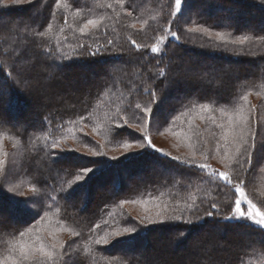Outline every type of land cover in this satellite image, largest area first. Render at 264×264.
Instances as JSON below:
<instances>
[{
  "label": "trees",
  "instance_id": "trees-1",
  "mask_svg": "<svg viewBox=\"0 0 264 264\" xmlns=\"http://www.w3.org/2000/svg\"><path fill=\"white\" fill-rule=\"evenodd\" d=\"M245 2H249L255 9L246 10L239 5ZM59 3L60 7L57 8L56 0H35L34 5L28 7L29 9L25 7L9 10L3 7L0 1V21L5 18V24L0 25V53L6 54V57H0V63L4 65L5 71H8L16 60L22 63L27 61L31 71L26 73V76L28 80L35 82L32 91L37 92L36 90L41 89L44 92V99L36 98L33 102L15 88L12 83L15 82V78L9 80L0 76L7 90V98L0 101V122L7 121L15 125V127L0 128V137L6 136L22 142L26 151V173L31 174L27 177L34 186L46 185L40 197L43 206L50 205V215L56 216L62 223L81 233L80 236L74 237L77 238L78 248H80L76 247L78 264H85V262L86 264H143L139 256L134 255L135 252L143 247L142 250L148 253L152 247L163 242H171V245H174L173 251L167 250L161 254L150 252L152 262L149 261L146 264H264V231L247 221L224 223L219 217L195 222V215H193L194 222L191 224L172 221L148 226L141 225L139 232L142 234L130 244L120 242L129 239L128 234L120 238L121 240L105 246L95 244L94 240L106 231L115 230L129 220L132 222L138 220L137 217L142 214L138 212L140 214L133 216L126 209L128 205H139L144 209L153 210L157 204H167L169 208L179 204L183 208L185 202L195 201L199 206L198 214L202 215L209 210V205L215 202L220 206V211L226 213L230 206H234L232 193L227 188L218 189L212 185H208L210 189H206L204 193L198 192L204 188L203 185H207L201 182L198 169L189 170L177 161L171 160L170 156L165 157L151 150L150 155L140 153L132 157V160H113L111 157H106L107 155L92 159L103 160L106 163L96 175H90L91 179L87 178L83 183L75 185H84L80 191L72 194L69 199H63L62 197L69 191L64 181L73 180L75 175H80L83 164L91 159H85L73 152H62L59 153L62 159L54 160L48 155L53 151H48L43 146L45 137L51 140L61 138L65 132L67 134L70 129H76L78 126L87 127L93 131V135L92 138L84 136L74 139L73 142L77 146L85 147L88 142H91L92 146L93 143L101 141L106 147L116 149L125 143H132V145L139 143L136 138L142 139L143 134L135 127L125 126L122 131L126 134L120 137H114L107 129L115 128L118 110L126 119H130L122 111L128 106L130 100L133 103H140L142 107L148 104L151 98L140 92V89L152 87L151 78L156 75L158 68L165 69L167 78L171 81L167 87H162L158 91L159 98L162 95L160 99L162 105L160 103L159 105L167 109L166 117L173 118L174 124L178 119L183 122L186 118L192 119L194 113L189 109L198 110L201 102L209 103L213 110L223 108L231 109L227 112H233V109L240 104L248 103V101L246 103L242 101L240 97L251 92V94L258 93L263 103L264 94L261 95L259 92L264 91V39H260L264 36V0H189L183 12V15L185 11L187 12L186 21L181 19L183 15L175 19L171 17L174 0H134L131 7L135 11L131 17L127 15L129 0H122L123 6L118 0H59ZM108 3H112L115 10L103 6ZM206 7L208 9L204 12ZM212 8L227 10L225 16L228 19H235V22L231 24L225 21L222 17L224 15L220 17L216 13L217 10ZM101 17H103V24L98 34L100 40L103 42L104 29L107 28V38L113 40V45L98 56L92 57L85 54L75 58L76 51H86L79 49L77 44H93V39L82 37L78 31L73 30L82 26L87 19ZM65 19H72V22L67 21L65 24ZM244 22L251 23V26L242 28ZM49 23L52 26V33L47 39L33 35L38 28L46 31ZM133 23L136 25L135 28L131 27ZM169 24L176 32L177 38L167 41L166 47L161 46L164 52L161 59L158 54L150 53V46L169 27ZM229 24L231 28L226 27ZM203 25H211L215 30L225 31L226 34L231 31L233 36L247 35L249 41L243 46L229 44L213 48L211 45L215 43L214 37L209 40L200 32H189L187 29ZM61 27L64 28L63 34L59 32ZM133 40L141 45L140 50L134 47ZM58 42L60 50L74 58L65 61L62 69H59V74L54 77V80L48 82L51 73L49 66L53 64V61L45 57L43 46L50 43L55 48ZM95 46L93 44V47ZM225 47L227 50H224ZM226 53L232 55L229 56ZM183 58L187 59L189 68L200 73L203 80L209 79L207 72L214 68H218L219 73L236 71V76L224 78L215 90L204 83L193 87L187 86L188 90L179 88L178 82H174L172 77L178 74L182 78L183 74L177 69L181 66L178 63ZM188 58H194L196 63H190ZM205 61L215 62L216 67ZM81 68H87L93 72L95 70L97 74L89 76V80L82 82L78 78L82 72ZM83 75L88 77V74ZM159 83L160 81H157V84ZM69 85L75 89L66 91L64 86ZM165 88L166 92L162 93ZM0 97H2L1 91ZM167 100H171V103H166ZM226 101L231 103H224ZM159 105L154 106V110ZM137 111L143 114L141 110ZM186 111L187 116L181 115ZM29 113L32 115L30 116ZM81 116H85L86 119L80 120ZM131 122L136 123L134 119ZM182 130L189 129L183 125ZM195 131L199 132L196 128ZM149 151L144 148L142 153ZM162 153L165 152L162 151ZM151 158H155L163 170L169 171V174H157L141 184L132 182L131 179L127 180L126 171L135 169L140 161H150ZM124 166L128 170L121 169ZM45 170H53V174L48 176ZM188 176H192L193 179L191 187L186 190ZM103 178L105 179L102 188L110 184V181L116 194L106 196L105 193H100L94 198L95 190L92 195L90 191L95 188L94 183L98 184ZM128 183L130 187L127 186ZM61 186L65 192H60ZM80 195L85 196V203L81 208H79ZM0 196L3 203L0 214L6 212L5 208L8 206L9 209L11 207L12 215V221L5 218L0 220V259H3L7 255L13 233L21 230L29 222L37 227L40 224L38 218L33 220L30 213L19 208L6 194L1 193ZM48 196L57 199L49 200ZM125 200H137L140 203H124L121 207V201ZM188 215L186 212L185 216ZM96 224H99L100 228H94ZM210 226L220 229L222 237L218 234V237L215 236L213 239L217 241L220 240L219 237L225 239L227 249L223 253L212 249L213 252L207 255L196 253L192 248L189 250L190 242L196 238L197 241L200 240L202 232ZM188 234H191L189 238H187ZM236 234L249 236L250 246H244L241 240H231V237ZM155 236H159L158 239L161 241L156 240ZM90 240L92 242L89 244ZM206 244L212 247L214 245L213 242ZM85 249L89 250L84 251ZM187 250L189 251L185 255L178 256V252Z\"/></svg>",
  "mask_w": 264,
  "mask_h": 264
},
{
  "label": "snow or ice",
  "instance_id": "snow-or-ice-1",
  "mask_svg": "<svg viewBox=\"0 0 264 264\" xmlns=\"http://www.w3.org/2000/svg\"><path fill=\"white\" fill-rule=\"evenodd\" d=\"M13 4L20 3L21 0H11ZM31 2V0H28ZM118 2L122 4V0H118ZM134 0H129V6L127 10V15L131 17L135 9L131 7ZM189 0H174V10L170 12V15L173 19L177 17V14L183 15V10L188 6ZM106 8L114 9L112 3H108L103 5ZM56 7H60L59 0H56ZM170 7H172L170 5ZM79 14V13H77ZM55 15V12H53ZM65 24H67V19H65ZM103 24V17L99 19H87L86 22L82 24L78 29H74L73 31H78L80 36L87 37L89 39H93V44L96 46L93 47V44H85L78 43L77 47L79 49H85L86 51H76L75 58H78L83 55L88 56H98L102 52L107 51L110 46L113 45V40L107 38V28L104 29V40L101 42L100 36L98 35L100 32V28ZM132 28H135L136 25L133 23L131 25ZM227 28H231V25H227ZM189 32H200L202 35L206 36L209 40L215 39V43L211 45L213 48H220L222 45L227 46L231 45H239L243 46L249 41V36L247 35H236L233 36L232 32L229 31L227 34L225 31L215 30V28L211 25H203L198 26L196 28H189ZM61 34L64 33V28L61 27L59 29ZM52 33V26L49 23L45 30H38L33 34L38 38L49 37V34ZM172 38H177L176 32L169 27L160 34L159 38L150 46V53L158 54L161 59H163L164 52L161 46H167L166 42L170 41ZM65 39H67L65 35ZM260 39H264V36L260 37ZM132 44L137 50L141 49V45L136 43L135 40L132 41ZM44 47L45 57L49 60L53 61V64L50 67H54L56 69H62L65 61L72 60L73 56H68L64 54L60 50V43L58 42L56 47L53 48L49 43ZM224 50H227L226 47ZM75 51V49H74ZM0 57H6V54L0 53ZM31 68L28 65L27 61L23 63L20 60H16L10 70L5 71V67L2 63H0V76H4L7 79L11 80L15 78V82L17 84L24 83L26 86L29 83L26 73L30 72ZM50 75H52L50 73ZM206 75V73H205ZM157 81H160L157 84ZM171 81L167 78V72L163 68H158L156 75L151 78L152 87H145L140 89L144 95L150 97L148 104L141 106L140 103H133L131 100L127 107H125L122 111L125 115L129 116L130 119H126L124 115L120 114V110L116 113V123L115 128L112 129L109 127L107 131H111L114 137H120L125 135L124 129L127 127H135L138 128L139 131L143 134V138H136L139 141V146L143 148H147L150 151L147 153H141V155H150L151 150H154L157 153H161L163 156L168 157V153H162V150L159 148H155L152 144L151 138L148 135V129L153 125L155 121L154 116V106L159 105L160 98L158 96V91L162 89V87H167ZM27 90V87L26 89ZM139 94V93H137ZM251 95V92L240 97L242 101L245 103L248 101V97ZM224 103H231V101H226ZM141 110L142 115L137 111ZM189 111H192L194 114L192 119L199 118L200 120H204V113H210L212 109H210L209 103H199L198 110L195 108H190ZM254 111L253 108H245L244 104H240L238 107L233 109V112L226 113L223 108H220V113L222 116L227 115V123L217 124L216 127L222 130L221 139L224 141V150L221 152L220 146L218 145L216 148V153L219 156V162L223 165L224 171H219L215 168H212L209 163H207V159L209 157H205V162H196L194 159L190 160H181L179 157H170L171 160L177 161L180 165L188 168L189 170L195 168L199 170V178L201 182L207 183L209 185L214 186L215 188H227L231 191L233 196L232 204L234 206H230L228 212L222 213L220 211V206L212 202L209 205V210H206L202 215L198 214L199 206L193 201L192 203L185 202L184 207L181 208L179 204H175L173 207L169 208L167 204H157L156 211L154 215L149 214L150 209L145 208V214L140 216L136 222L128 221L126 224L121 225L115 230L106 231L102 236L96 238L94 240L97 245H107L112 237H124L125 234H128L129 239L120 241L121 243H132L134 242L139 235L142 233L139 232V228L141 225H154L157 223L163 224L165 222L172 221H183L185 223L191 224L193 223L192 216L195 215V222H202L206 218H216L219 217L221 222L224 223H239V222H250L258 227L259 230L264 231V211H261L257 204L253 202V200L248 196L245 183L246 176L250 170L253 168V154L256 152V133L252 131V120L251 113ZM181 115L187 116L188 112H182ZM179 117H177L178 119ZM85 116H81L80 120H85ZM135 120L136 123L133 124L131 121ZM192 119L189 120V131L191 133L192 130ZM207 119L211 120L215 123V117L209 115ZM49 123H52L49 121ZM169 124L172 123L170 120ZM6 127H15V125H11L7 121L0 122V128ZM171 130L170 128L168 129ZM247 133V135H246ZM162 134V132H161ZM66 139V137L64 138ZM186 139L191 140V135L189 134ZM47 140V137H45ZM146 141V143H145ZM236 145L235 150L233 151L229 145ZM60 145V141L53 140L51 142L50 147L53 149L58 148ZM85 147L89 150V155L91 157L102 156L104 153L99 151L91 146V142L85 144ZM132 147V143L123 144V148L125 151ZM189 147H193L194 145H189ZM261 149L264 150V145L261 146ZM48 155L52 158H61L59 153H48ZM195 156V152L193 153V157ZM132 157H127L126 159H131ZM111 159L116 160L117 157H112ZM106 162L103 160H89L84 166L80 169L83 175H75L73 180H65L64 184L68 185L69 191L65 193L62 197L63 199H69L72 194L77 191H80L84 185L80 184L79 186H75L77 182L85 180V178L91 179L89 174L91 173L93 176L96 175L100 167H102ZM97 166V167H93ZM0 171H3V162L0 161ZM239 172L240 175H236L234 178V174ZM5 177H7L8 173H4ZM188 183L185 185V189L191 187V182L193 177L188 176ZM7 180H5V183ZM46 187V185H38L33 186L31 191L35 194V198L31 200L25 201H14L16 204L23 205L26 209L29 206H38V211L30 213L32 215L33 220L37 218L40 220V226L37 227L33 225L31 222L24 225L21 230L16 233H13L12 239L9 242V246L7 248V255L0 259V264H74L72 258V251H75L74 244H67L59 239L58 233L60 232H70L74 237H78L81 235L80 232L75 231L73 228H67L63 225L60 220H56L54 223L52 221V217L50 215V205L43 206V201L40 199L42 195V189ZM3 190V186L0 185V191ZM9 192L14 191L13 188L8 189ZM60 192H65L63 186L60 188ZM46 195V194H45ZM49 200H56V197L48 196ZM124 203H140L137 200H125L121 201V207ZM203 203V202H201ZM214 210V211H213ZM189 215L186 217L185 213ZM42 213V215L40 214ZM111 215V214H109ZM107 223V222H105ZM94 228H100L99 224H96ZM92 241H89V244ZM89 249H85L84 251H88ZM86 264V262H85Z\"/></svg>",
  "mask_w": 264,
  "mask_h": 264
},
{
  "label": "rangeland",
  "instance_id": "rangeland-1",
  "mask_svg": "<svg viewBox=\"0 0 264 264\" xmlns=\"http://www.w3.org/2000/svg\"><path fill=\"white\" fill-rule=\"evenodd\" d=\"M2 2V6L9 9V10H15V9H20V8H27L29 9L30 6L34 5L33 2L35 0H31V2H28V0H21L20 3H15L13 4L11 2V0H0ZM29 7V8H28ZM26 9V11H27ZM206 9H208V7L204 8V12H206ZM217 10L216 8H212V10ZM184 12V10H183ZM186 11L185 14L181 17V19L183 21H186L187 15H186ZM216 13L221 17H224L223 19L227 22H231L234 23L235 19H228L227 16V10L223 9V8H219ZM180 14H177V16H179ZM231 17V16H230ZM236 18V16H235ZM67 21L72 22V19H68ZM77 22H80L79 20H77ZM5 24V18L2 19L0 21V25H4ZM71 25V24H70ZM244 27L242 28H249L251 26V23H246L244 22L242 24ZM189 29V28H187ZM214 37V35H213ZM216 51V50H213ZM227 54V53H226ZM227 55H232L231 53L227 54ZM190 63H196V60H194V58H188ZM179 62V61H178ZM207 62V61H205ZM187 59L183 58L180 63H178L181 66H178V72H181V74H183L182 78L179 77L178 74L174 75L172 77V80L174 82H178V86L179 88L185 89L188 87H193V86H197L199 85V83H204L205 85L209 86L211 89L215 90L216 88H218V84L224 80V78H229L231 76V78H233L234 76H236V71H227V72H222L219 73L218 68H214L212 71L207 72V77H209V79H202L200 76V73L198 74V72H195V70H192L191 68H189L187 66ZM208 64H216L213 61H208ZM259 66V63L257 64ZM215 66V65H214ZM216 67V66H215ZM51 69V74L50 75V80H48V82L54 80V77L57 76V74H59V70L54 68V67H50ZM249 69H251V67H249ZM81 75L78 77L82 80V82H85L87 80H89V76H93L95 73L94 72L87 69V68H81ZM41 71V70H40ZM83 74H88V77H85V75ZM85 77V78H84ZM134 77V76H133ZM87 78V79H86ZM215 79V80H214ZM210 80V82L208 81ZM29 83L27 84V86L24 83L21 84H16L15 88H17L21 93H23L24 97L27 99H30L34 102V100L36 98H42L44 99V92L40 89V90H36L37 92L32 91V86L35 85V82L33 80H28ZM188 86V87H187ZM27 87V90H25ZM64 89L66 91L68 90H73L75 89L72 85L69 86H64ZM0 91H1V96L0 97V101L2 102L3 100H5L7 98V90L5 89V83L0 79ZM166 92V88L163 89L164 93ZM256 94V95H255ZM255 94H251V96L248 97V103H246L245 106L246 109L248 108H253L254 111H252L251 113V120H252V131H254L256 133V152L253 154V168L252 170H250L246 176V183L245 186L246 187V191L249 194L248 196L253 200L254 203L257 204V207L260 208L261 211H264V150L261 149V146L264 145V102H261L262 97H260V95H258V93ZM259 94H264V91H260ZM162 98V95L160 96V99ZM166 103H171V100H167ZM161 104V102H160ZM162 105V104H161ZM231 108V107H229ZM210 109H212L210 107ZM225 112L227 111H231V109H224ZM36 111V110H34ZM33 113V112H32ZM167 109L164 108L163 106H157V108L154 110V116H155V121L153 123L152 126L149 127L148 129V135L151 138L152 144L155 146V148H159L162 151H164L165 153H168L170 157H179L182 160H190V159H194L196 162H205V157H209V159H207V163H209L211 165L212 168H215L219 171H224V167L223 165L219 162V156L216 153V148L219 145L220 146V150L221 152L224 150V141L221 139L222 136V130L218 127H216L217 124L220 123H227V115L222 116L220 113V110L216 109L210 112V113H204L203 115L205 116L204 120H200L198 117L195 119H192V130L191 133L190 131H183L182 130V126L184 125V127L189 129V120L191 118H186L184 119V122L180 119L175 120V124L173 123V118L172 119H168L166 117L167 115ZM227 113H231V112H227ZM29 115L31 116L32 114L29 113ZM211 115L215 117V123H213L211 120L207 119V117ZM29 116V117H30ZM175 117V116H174ZM26 118V117H24ZM172 121L171 124H169V121ZM171 129L170 131L168 129ZM195 128L199 130V132L195 131ZM138 129V128H136ZM124 129H121V131ZM178 130V131H176ZM95 131H97V129L95 128ZM93 131L88 129L87 127L84 126H78L76 127V129H70L67 134L65 132V134L60 138L57 137L53 138L52 140L47 137V140H43V146L46 148V150L48 151H53V153H67V152H73V153H77L81 156H83L85 159H98L101 157H105L104 155H107L106 157H117V160H122V159H126L127 157H135L136 155L142 153V151L144 150V148L142 149L139 146V143H135L132 145V147L130 149H128L127 151L124 150L123 146H121L120 148H110V147H106L104 144H102L103 142H95L92 144V146L99 150L102 151L104 153V155L102 156H97V157H91L89 155V150L88 148L86 149V147H81V146H77V144H74L73 141H75L74 139L78 138V137H84V136H89L91 137L93 135L92 133ZM162 132V134H161ZM126 134V133H125ZM191 135V140L186 139V137L188 135ZM247 135V133H246ZM66 137V139H64ZM92 138V137H91ZM18 140V139H17ZM15 140V139H11L10 137H6V136H1L0 137V161L3 162V171H0V185L3 186V190L0 191V194H6L9 198L13 199V201H25V200H31L35 198V194L31 191V188L34 186L33 183H31V181L29 180V178L27 177V175H31L28 173H26V169H25V165H26V151L24 149V145L22 144V142L20 140ZM53 140H58L60 141V145L58 148L53 149L50 147L51 142ZM82 142V141H81ZM146 143V141H145ZM194 145L193 147H189V145ZM96 146V147H95ZM229 147L234 151L236 145L234 144H230ZM195 152V156L193 157V153ZM146 159V158H145ZM132 160V158L130 159ZM146 160L145 162H139L137 163V166L135 169H133V174L134 176L131 177V181L135 182L137 184H141L142 182H147L149 181L152 177H154L157 174L160 173H165V174H169V171H165L163 170V167L161 165H159V163L156 162L155 158H151L150 161ZM147 162V163H146ZM85 163V162H84ZM146 163V166L144 165ZM84 165V164H83ZM93 167H97V166H93ZM102 168V167H100ZM195 169V168H193ZM146 170V173H144ZM197 170V169H196ZM9 171V172H8ZM7 172L8 175L7 177H5L4 173ZM41 174H43V172H40ZM45 173L50 176L51 174H53V170L47 171L45 170ZM137 174V175H136ZM253 174V175H252ZM80 175H83V173L81 172ZM92 175L91 173L89 174V176ZM236 175H240L239 172L234 174V178ZM32 177V176H30ZM87 179V178H85ZM98 179V178H97ZM100 179V177H99ZM105 178L99 180L98 184L103 185V180ZM5 180H7V182L5 183ZM251 180V185L249 184V181ZM85 180L83 181H79L78 183H83ZM110 184H107L105 187H103L102 189H97L94 191V198L100 194V193H105L106 196L109 195H114L115 190H114V186H112L111 182L109 181ZM207 184V183H205ZM207 185H203L204 188H201L200 190H198V192H203L206 189H210V186ZM128 187H130L129 183L127 185ZM206 187V188H205ZM213 187V186H212ZM9 188H13L14 191L9 192L8 189ZM207 191V190H206ZM226 193H228V190H226ZM191 195V194H190ZM229 196H231V193L229 192ZM80 207L81 208L84 203H85V196L80 195ZM19 206V208L27 211L28 213H33V212H37L38 211V206H29L27 209L21 205V204H17ZM11 209V207H10ZM8 208V206H6L5 211L3 214H0V220L1 218H5L9 221L11 220V210ZM13 209V208H12ZM126 209L133 215V216H137V214H145V209L142 206L139 205H128L126 206ZM156 211V208L151 210L149 214L154 215ZM140 212V213H138ZM42 215V213H40ZM141 215V216H142ZM52 217V221L53 223L56 220H59L56 216ZM139 219V216L137 217ZM3 220V219H2ZM40 220H39V224H40ZM63 225L67 228H70L71 226H67L63 223ZM148 226V225H147ZM203 234L200 236L201 239L197 241V238L192 240L190 243V248L189 250L192 248L193 251H195L196 253H200L202 255H207L212 253V249H216L218 250L220 253H223L225 249H227L228 245L226 244V240L222 239V233L220 232L219 228H215V227H209L206 228V230H204L202 232ZM218 234L221 236L219 237L220 240H214L213 238H215V236L218 237ZM59 239L64 241L67 244H74L75 246V251L69 250L72 252V258H73V262L74 264H78L77 261V257H76V251L77 248L79 247V243L77 242V238H74V236L67 231L64 232H60L58 233ZM125 237V236H124ZM127 237V236H126ZM120 238L122 237H112L109 241V243H113L114 241H118L121 240ZM156 240H158L159 242L161 241V239H158L159 236H155ZM222 239V240H221ZM228 239V238H227ZM225 240V241H224ZM231 240L233 241H238L241 240L244 244V246L249 247L250 246V241H249V236L247 235H242V234H236L235 236L231 237ZM163 241V240H162ZM214 243L213 247L209 244L207 245L206 243ZM108 243V244H109ZM101 246H105L104 244H101ZM154 246V245H153ZM77 247V248H76ZM143 248V247H142ZM142 248H139L138 251L135 252L134 255H136L138 258H140L141 262L143 264H146L147 262H152V257L149 255L150 252L151 254H155V253H165V251L167 250H172L174 248V245H171L170 243L167 242H163L162 244L159 245H155L154 247H152V250H149L148 253L144 252V250H142ZM80 249V248H78ZM189 250L187 251H180L178 252V256H183L185 255Z\"/></svg>",
  "mask_w": 264,
  "mask_h": 264
},
{
  "label": "bare ground",
  "instance_id": "bare-ground-1",
  "mask_svg": "<svg viewBox=\"0 0 264 264\" xmlns=\"http://www.w3.org/2000/svg\"><path fill=\"white\" fill-rule=\"evenodd\" d=\"M241 7H243V8H245L246 10H252V9H255V7L253 6V5H250L249 4V2H245V3H243V4H239ZM147 163V162H146ZM146 163L144 164L145 166H146ZM121 169H127V167L126 166H124L123 168H121ZM128 170V169H127ZM146 171V170H145ZM126 173H127V176H126V178H127V180H129V179H131V175L133 174V171L131 170V169H129L128 171H126ZM94 186H95V188H92L91 189V195H92V192L94 191V190H96V189H100V188H102V185L101 184H95L94 183ZM90 195V196H91ZM90 200V199H89ZM1 201H2V196H0V208H2L3 207V203H1ZM191 236V234H188V236H187V238H189Z\"/></svg>",
  "mask_w": 264,
  "mask_h": 264
}]
</instances>
